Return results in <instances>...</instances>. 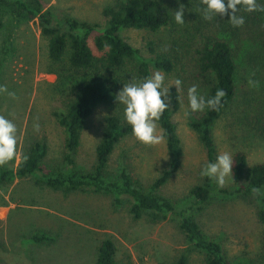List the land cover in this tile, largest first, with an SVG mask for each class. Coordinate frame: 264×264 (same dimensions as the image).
<instances>
[{
	"label": "rangeland",
	"instance_id": "obj_1",
	"mask_svg": "<svg viewBox=\"0 0 264 264\" xmlns=\"http://www.w3.org/2000/svg\"><path fill=\"white\" fill-rule=\"evenodd\" d=\"M16 1L29 4L31 0H0V85L16 95V99H11L6 93L0 94V115L11 120L18 130L17 155L0 168L15 171L30 148L43 143L47 147L42 160L44 170L73 168L91 172L106 118L114 115L130 130L114 148L106 176L115 179L124 168L138 188L149 190L168 168L171 157L165 141L145 146L135 140L124 119V106L116 100L93 109L81 131L80 144L73 155L74 166H67L65 132L57 115L66 112L75 80L83 81L84 73H74L66 61L59 65L50 61L48 39L42 35L38 18L19 10ZM115 1L39 0L50 11L52 26L59 27L62 33L67 31L61 23L63 19L103 26L101 13ZM158 1L168 13L165 26L156 32H121L143 57L163 54L171 60V72L151 67L149 76L161 71L165 84L175 79L182 81L181 90L176 91L179 108L172 115L181 147L179 166L156 192L170 200L177 211L188 208L204 236L221 244L230 264H264L263 228L257 207L252 201L232 195L231 176L223 188L215 184L226 195L213 194L215 198L209 204L193 206L189 193L203 184L200 173L208 163L205 149L189 125L190 117L202 112L192 113L187 99V91L193 85L205 97L213 81L209 72L200 69L201 51L215 41L226 42L236 65V93L211 127L217 155L243 152L249 167L264 165V12L238 13L245 23L237 28L228 22L230 14L207 21L197 10L198 0H179L185 7V23L180 25L174 19L179 8L177 0ZM257 4L264 6V0H257ZM87 42L95 53L92 37ZM117 75L123 85L131 79H144L137 63L129 60ZM250 80L254 85L249 84ZM36 122L39 132L33 129ZM129 205L127 198L115 206L110 196L51 190L33 177L0 183V264H95L104 239L114 243L117 264H175L181 255L187 256V264H202L203 257L190 250L176 217L161 220L143 214L134 219ZM34 234L48 235L53 242L30 243Z\"/></svg>",
	"mask_w": 264,
	"mask_h": 264
},
{
	"label": "trees",
	"instance_id": "obj_2",
	"mask_svg": "<svg viewBox=\"0 0 264 264\" xmlns=\"http://www.w3.org/2000/svg\"><path fill=\"white\" fill-rule=\"evenodd\" d=\"M15 4L29 17L38 18L42 35L48 39L47 54L50 61L58 65L66 61V65L74 73H84L83 81L80 82L78 78L75 80V85L79 84L72 87L73 98L67 105L66 112L57 115L58 123L65 132L64 161L67 166L73 167V155L79 147L85 121L96 106L110 105L116 100V94L124 86L117 72L127 60L137 63L143 78L149 76L151 67L166 73L171 72L172 62L165 55L153 54L154 56L145 58L121 35L123 30L128 29L156 32L167 24V10L158 0H116L112 6L103 9L101 13L105 21L103 26L63 19L61 23L67 27V31L62 33L59 27L52 26L51 13L39 0H31L29 4L16 1ZM91 37L95 53L87 42ZM199 61L201 71L209 72L213 77L205 98L214 97L218 89L226 93L219 111L206 108L199 116L193 115L189 119L190 127L197 133L205 149L207 163H213L218 155L211 127L235 96L236 65L230 46L223 41H215L204 47ZM170 99L169 108L163 113L158 126L163 130L166 149L171 158L168 168L152 183L149 190L138 188L124 168L118 171L115 179L106 176L107 165L114 148L130 130L114 115L106 118L102 138L95 150V164L91 172H79L73 168L65 171L44 170L42 160L47 153V147L43 143H36L25 156L27 159L24 157L15 171L0 168V183H11L16 178L33 177L40 185L51 190L84 191L110 196L115 206H120L122 200L127 198L130 203L129 214L134 219H139L143 214L161 220L176 217L190 250L203 257L202 264H230L221 244L204 236L188 208L177 211L170 200L156 192L179 166L181 147L172 121V115L179 108V99L173 88L170 89ZM232 158L234 160L231 176L234 184L232 195L252 201L256 205L264 240V165L254 164L249 167L243 152H235ZM215 182L204 177L203 184L192 188L189 194L193 198V206L209 204L211 199L215 198L213 194L226 195V192L215 187ZM253 187L260 189L259 195L253 194ZM29 242L46 244L52 243L53 239L45 234H34ZM115 255L114 243L110 239H104L98 247L95 264H117ZM187 263V256L181 255L175 264Z\"/></svg>",
	"mask_w": 264,
	"mask_h": 264
},
{
	"label": "clouds",
	"instance_id": "obj_3",
	"mask_svg": "<svg viewBox=\"0 0 264 264\" xmlns=\"http://www.w3.org/2000/svg\"><path fill=\"white\" fill-rule=\"evenodd\" d=\"M177 3L179 4V0ZM197 10L207 21L230 14L228 22L238 28L245 23L244 17L238 13L264 12V6L258 5L257 0H198ZM184 12V5L179 4L178 10L174 12L177 24L185 23ZM181 84L180 79L171 80L165 84L164 74L161 71H155L140 81L129 80L119 90L115 99L124 106V119L131 127L132 136L136 141L145 146L164 143L165 137L163 130L158 127V122L171 103L170 89L174 86L176 91H180ZM249 84L254 85V82L250 80ZM5 93L9 98L16 99L14 92H9L6 86L0 85V94ZM225 95L222 89H218L214 97L206 99L198 94L197 87L193 85L187 91L188 108L192 113L202 112L206 108L219 111ZM185 115H188V112ZM33 129L39 132L38 122L33 124ZM17 132L16 125L0 115V167L9 164L17 155ZM233 163L234 160L229 153H221L216 157L215 162L204 166L200 175L215 180L218 187L223 188L226 179L233 175ZM252 192L259 195L260 189L253 187Z\"/></svg>",
	"mask_w": 264,
	"mask_h": 264
}]
</instances>
